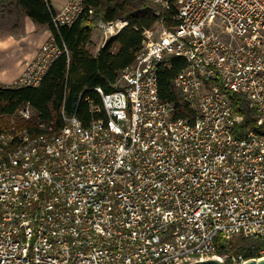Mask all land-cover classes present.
Returning <instances> with one entry per match:
<instances>
[{"label":"built area","instance_id":"obj_1","mask_svg":"<svg viewBox=\"0 0 264 264\" xmlns=\"http://www.w3.org/2000/svg\"><path fill=\"white\" fill-rule=\"evenodd\" d=\"M179 3L178 25L145 29L112 89L96 88L98 118L63 112L58 129L12 119L0 134V264H242L219 254L218 237L264 238V132L237 129L245 117L229 96L264 126V0ZM93 14L90 0H69L53 22ZM127 23L100 20L104 44ZM64 53L52 36L4 86L39 87ZM172 57L185 61L180 105L159 93ZM35 113L26 101L13 116Z\"/></svg>","mask_w":264,"mask_h":264},{"label":"trees","instance_id":"obj_2","mask_svg":"<svg viewBox=\"0 0 264 264\" xmlns=\"http://www.w3.org/2000/svg\"><path fill=\"white\" fill-rule=\"evenodd\" d=\"M178 1L167 0V5H162L147 0H90L94 9L92 17L83 15L70 26L56 27L53 18L57 11L51 7L49 0H6L1 5L3 10L22 11L37 23L47 24L53 38L66 45L68 55L64 53L52 63L39 87L7 88L0 85V134L10 129L12 119L19 128L36 129L39 123L45 122L58 129L62 125L63 112L66 115L76 113L85 125L92 118H98L100 114L90 111L92 104L102 105L96 88L101 87L105 92L112 89L120 72L135 60L145 29H152L159 21L168 29L178 25L175 18ZM158 11L159 16L156 14ZM120 18L127 21V25L93 54L88 46L94 25L99 20L113 21ZM172 62L171 69L159 70V93L162 99L180 105L181 95L173 81L184 68L185 61L180 57H172ZM229 96L233 111L245 117L237 129L242 132H264V126L258 123V115L247 98L232 92ZM26 101L35 108V115L29 120L13 116ZM217 241L220 245L219 254L227 255L230 259L241 256L247 260L264 255V238L261 237H235L228 240L219 236Z\"/></svg>","mask_w":264,"mask_h":264},{"label":"crops","instance_id":"obj_3","mask_svg":"<svg viewBox=\"0 0 264 264\" xmlns=\"http://www.w3.org/2000/svg\"><path fill=\"white\" fill-rule=\"evenodd\" d=\"M69 0H49L55 11H60ZM14 12L16 20L6 25L0 23V83L13 84L34 60L42 45L52 38L51 28L39 24L24 12L4 10L0 18ZM105 44L101 43L98 52Z\"/></svg>","mask_w":264,"mask_h":264},{"label":"rangeland","instance_id":"obj_4","mask_svg":"<svg viewBox=\"0 0 264 264\" xmlns=\"http://www.w3.org/2000/svg\"><path fill=\"white\" fill-rule=\"evenodd\" d=\"M148 2L150 3H153V4H158L160 2H155L153 0H147ZM162 5H164L163 3H160ZM180 3L179 1L176 3V6L179 7ZM4 12L3 8L0 7V12ZM14 11V10H12ZM156 14L159 16L160 15V12H156ZM16 16L19 17L18 15H14V12H11V14H7L6 17L4 19H1L0 18V23L3 22L5 25L10 22L12 23L13 21L16 20ZM122 19V18H120ZM124 20V19H123ZM100 21V20H99ZM99 21H97V23L94 25L93 29H92V37H91V43L89 44L88 48L89 50L93 53V54H96L97 52V48L99 47V45L101 43H104L103 42V33H102V30L101 28L99 27ZM155 32V36L158 37L160 35V33L165 29V26L163 25V23L161 21L157 22L155 24V26L152 28ZM232 238H235V237H231V238H228L229 239H232ZM236 238H240L238 236H236ZM227 239V238H225ZM262 253H264V251H262ZM230 262V261H229Z\"/></svg>","mask_w":264,"mask_h":264},{"label":"water","instance_id":"obj_5","mask_svg":"<svg viewBox=\"0 0 264 264\" xmlns=\"http://www.w3.org/2000/svg\"><path fill=\"white\" fill-rule=\"evenodd\" d=\"M188 264H225V262L221 259L207 258L204 260L193 261ZM242 264H264V255L259 258L247 259Z\"/></svg>","mask_w":264,"mask_h":264}]
</instances>
